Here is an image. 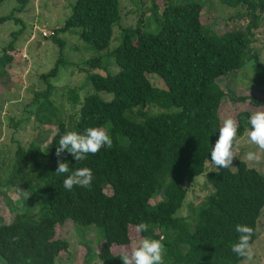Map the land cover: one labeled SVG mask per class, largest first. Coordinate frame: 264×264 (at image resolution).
Wrapping results in <instances>:
<instances>
[{
  "label": "trees",
  "instance_id": "1",
  "mask_svg": "<svg viewBox=\"0 0 264 264\" xmlns=\"http://www.w3.org/2000/svg\"><path fill=\"white\" fill-rule=\"evenodd\" d=\"M16 1L18 5L0 15V21L13 19L23 28L19 12L29 0ZM148 1L150 14L144 17L146 10L141 8L135 24L121 27L119 42L111 49L105 48L121 18L120 0H73L62 25L53 28L50 36L59 46L58 57L40 73L45 85L33 92L29 104L34 105L38 122L54 123L56 129L46 149L35 141L18 145L6 180L0 181L22 189L21 208L11 221L0 223L2 264H55L59 251L69 244L55 236V226L68 218L102 230L97 250L86 245L87 263L96 257L102 264H122L121 253H113L110 247L128 243L129 228L140 222L149 225L147 232L139 233L141 237L162 238L165 264L239 263L244 258L231 251L238 241L237 224L254 229L253 244L264 206V174L240 158L230 169H219L211 162L210 151L223 124L218 110L226 93L233 99L264 103V99L226 91L218 82L245 63L264 80V66L254 45L256 29L264 19V0H218L238 17H248L244 26L222 23L220 29L201 21L206 0ZM72 27H78L70 31L78 32L92 48L105 50L81 64L73 63L86 71L93 91L80 100L77 90L69 88V98L79 107L64 120L51 96V78L67 61L58 31ZM20 31H13L0 47V75L12 65ZM108 56L117 66L113 72L106 69ZM151 75L161 84H155ZM107 92L109 98L103 96ZM151 105L163 110L152 112ZM239 120L237 134L244 129V121ZM88 127L104 128L112 139L111 149L105 146L82 162L67 151L56 156L63 134H82ZM58 159L69 164V173H55ZM82 167L93 171L91 186L66 190L63 180ZM201 172L208 192L190 206L187 215L177 213Z\"/></svg>",
  "mask_w": 264,
  "mask_h": 264
},
{
  "label": "rangeland",
  "instance_id": "2",
  "mask_svg": "<svg viewBox=\"0 0 264 264\" xmlns=\"http://www.w3.org/2000/svg\"><path fill=\"white\" fill-rule=\"evenodd\" d=\"M72 1L29 0L19 12L24 21L23 28H21L20 22L16 23L13 19L0 21V47L12 37L13 31L21 29L16 34L12 65L7 67L6 73L0 75V181L2 182L6 180L7 173L10 171L18 145L26 146L30 141H35L46 149L50 137L56 129L54 123L38 122L33 113L34 105L29 102L32 100L33 92L45 85L40 73L50 69L58 57L59 46L50 34L53 33L54 27L62 25L65 17L70 13ZM162 1L156 0L159 4ZM144 2L141 0H120L121 18L114 26L113 38L105 49H111L119 42L118 37L122 26L136 23L141 8L146 10L144 17L150 14V1L147 0L145 4ZM17 5L16 0H2L0 15L8 13L13 6ZM234 11L233 8L226 7L218 0H206L201 9V21L216 29H220L222 23H226L230 27L244 26L248 17H238ZM15 13L18 14V11ZM73 29L78 30V27L58 31L57 35L64 39L62 54L67 58V61L59 65L58 73L51 78L53 83L51 96L64 120H68L79 107L77 103H72L68 89L77 90L80 100L83 99L84 94L93 91L86 78V71L81 70L78 65L73 63L80 62L81 64L84 58L105 50H95L87 41L79 37L78 32L70 31ZM42 31H46V33L43 35ZM256 36L254 45L259 50V60L264 66V19L256 29ZM105 65L106 69L112 70L111 72L117 67L112 56L106 58ZM98 70L102 73L105 72L102 68H98ZM150 77L155 84H161L160 79L155 75ZM259 77L253 66L250 63H245L240 68L219 77L218 82L224 90H229L235 95H249L264 99V80ZM107 93H103L105 98H109L111 95L110 92ZM135 110L134 108L132 112L134 113ZM149 110L155 112L163 110V108L151 105ZM257 110H264V103L255 104L250 100L233 99L226 93L220 102L218 112L222 122L229 116L235 118L237 123L241 122L239 119L244 121V129L240 134H237L238 143L235 145L237 157L234 158L232 166L238 158L246 161L245 156L249 151L259 152L261 155L259 162H246L264 174V152H260L256 145L251 144L246 135V130L250 128L249 118ZM204 180L203 172L194 177L177 213L187 215L191 211L190 206H195L202 201L209 190V185H203ZM21 192L20 185L12 186L0 183V223L11 221L15 210L21 208ZM160 197L161 195L153 200ZM256 230L257 236L252 244L254 251L252 260L243 259L237 264H264V206L258 217ZM55 236L66 238L69 242L66 249L59 251L55 264H102V260L96 257L90 263L85 261L86 245H89L92 250H97L102 242V230L97 225L83 226L68 218L64 222L56 224ZM129 236L128 243H113L110 247L111 251L121 253L125 249L130 250L141 238L140 234L136 233L134 226L129 228ZM2 262L1 259L0 264Z\"/></svg>",
  "mask_w": 264,
  "mask_h": 264
},
{
  "label": "clouds",
  "instance_id": "3",
  "mask_svg": "<svg viewBox=\"0 0 264 264\" xmlns=\"http://www.w3.org/2000/svg\"><path fill=\"white\" fill-rule=\"evenodd\" d=\"M248 123L250 128L246 130V135L251 144L257 146L260 152H264V110L253 112ZM239 125L237 120L231 116L224 119L219 128L218 138L210 151L211 162L219 169H230L233 167L234 158L237 157L235 145L238 143L237 133ZM112 139L108 132L101 127H88L84 132L67 131L63 134L56 148V156L59 158L67 151L76 162L84 161L89 154L95 155L101 148L107 146L111 149ZM248 162H259L261 155L259 152L249 151L245 156ZM58 167L56 174L69 173V164L57 160ZM93 181V171L91 168L82 167L72 171L63 180V187L71 191L74 186L90 187ZM149 225L140 222L135 226L136 233L147 232ZM235 231L239 234L238 241L231 245V251L238 257L251 261L254 256L251 244L254 229L248 225L237 224ZM166 249L161 239L141 237L136 246L130 250L125 249L120 254L122 264H165L164 255Z\"/></svg>",
  "mask_w": 264,
  "mask_h": 264
},
{
  "label": "built area",
  "instance_id": "4",
  "mask_svg": "<svg viewBox=\"0 0 264 264\" xmlns=\"http://www.w3.org/2000/svg\"><path fill=\"white\" fill-rule=\"evenodd\" d=\"M43 35L46 33V31H42Z\"/></svg>",
  "mask_w": 264,
  "mask_h": 264
}]
</instances>
